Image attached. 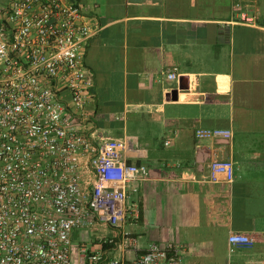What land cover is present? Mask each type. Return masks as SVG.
Masks as SVG:
<instances>
[{
  "label": "crops",
  "instance_id": "crops-1",
  "mask_svg": "<svg viewBox=\"0 0 264 264\" xmlns=\"http://www.w3.org/2000/svg\"><path fill=\"white\" fill-rule=\"evenodd\" d=\"M79 1L99 28L83 51L94 96L80 130L125 139L149 175L127 187L137 219L73 231V264L131 261L150 242L182 245L183 264H264V0ZM169 66L177 79L162 77ZM198 128L233 137L197 139ZM215 159L234 162L233 182L209 180ZM231 232L254 245L231 250Z\"/></svg>",
  "mask_w": 264,
  "mask_h": 264
},
{
  "label": "built area",
  "instance_id": "built-area-1",
  "mask_svg": "<svg viewBox=\"0 0 264 264\" xmlns=\"http://www.w3.org/2000/svg\"><path fill=\"white\" fill-rule=\"evenodd\" d=\"M98 29L79 0H0V264H73L75 229L122 227L139 217L127 187L147 178L149 167L126 159L125 139L80 130L94 96L83 51ZM161 74L177 79L179 68ZM195 136L228 140L233 131L198 128ZM234 177L232 160L210 162L211 182ZM228 242L231 250L254 245L243 232H231ZM183 251L150 242L139 257L109 264H183Z\"/></svg>",
  "mask_w": 264,
  "mask_h": 264
},
{
  "label": "trees",
  "instance_id": "trees-1",
  "mask_svg": "<svg viewBox=\"0 0 264 264\" xmlns=\"http://www.w3.org/2000/svg\"><path fill=\"white\" fill-rule=\"evenodd\" d=\"M112 243H106V244H104V245H111Z\"/></svg>",
  "mask_w": 264,
  "mask_h": 264
}]
</instances>
